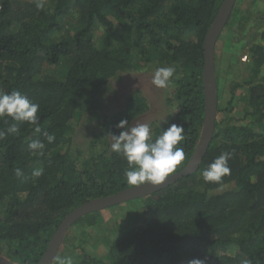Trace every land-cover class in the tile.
<instances>
[{"label": "trees", "instance_id": "trees-1", "mask_svg": "<svg viewBox=\"0 0 264 264\" xmlns=\"http://www.w3.org/2000/svg\"><path fill=\"white\" fill-rule=\"evenodd\" d=\"M222 3L0 0V91L19 90L39 105L36 124L0 117V256L37 264L73 209L132 187L124 177L126 159L111 150L112 136L124 131L121 121L135 126L150 105L133 94L107 115L101 102L125 71L175 69L165 99L174 110L150 126L153 139L173 124L184 129L178 147L185 159L176 172L186 165L203 127L204 38ZM248 18L234 19L226 40L234 39L235 28L243 31ZM257 34L243 67L249 76L231 81L229 98L220 97L215 75V129L198 169L158 192L81 216L64 234L53 264H188L193 258L264 264V29ZM79 123L91 128L84 148L73 140ZM223 152L231 153L230 174L205 182L203 170ZM115 214L124 224L105 225ZM96 230L99 240L90 246L101 245L100 255L84 246Z\"/></svg>", "mask_w": 264, "mask_h": 264}, {"label": "clouds", "instance_id": "clouds-1", "mask_svg": "<svg viewBox=\"0 0 264 264\" xmlns=\"http://www.w3.org/2000/svg\"><path fill=\"white\" fill-rule=\"evenodd\" d=\"M36 6L43 7L40 3ZM174 72L173 67H158L154 71L152 84L157 88H167ZM38 109L39 105L31 102L19 90H13L10 94L0 91V117L7 116L17 121L36 124ZM117 127L124 131L118 136H112L111 150L122 155L129 165L124 171L128 185L133 187L145 184L159 185L171 177L185 159L183 147H178L185 140L184 129L181 126L173 124L154 139L152 127L148 123H140L129 128L128 122L124 120ZM12 131H15V128ZM30 147H37V143L34 142ZM230 158V152L221 153L203 170V180L221 182L225 175L230 174L228 166ZM36 175H40V172H36ZM59 264H65V259H61ZM67 264H71L70 259L67 260ZM188 264H204V262L199 258H193ZM244 264L248 262L244 261Z\"/></svg>", "mask_w": 264, "mask_h": 264}, {"label": "rangeland", "instance_id": "rangeland-1", "mask_svg": "<svg viewBox=\"0 0 264 264\" xmlns=\"http://www.w3.org/2000/svg\"><path fill=\"white\" fill-rule=\"evenodd\" d=\"M241 6L243 9H241ZM234 7L236 11L235 9L232 10V16L228 19V24L220 35L214 51L215 75L219 78L218 83L220 86L219 95L221 98L226 99L229 98L227 94L228 86H231L232 80L240 82L247 80L249 71L247 69H243V67H246L249 60L247 58L246 61H243L242 58L245 55L247 56V48L249 45L259 41L257 31L264 29V20L262 19L264 18V0H237ZM240 9L242 10L241 12ZM239 15H246L249 18L246 21L243 31L237 32L236 28L233 30L235 32V37L229 42L226 40V36L231 37V28H229L230 24L234 19L237 22ZM233 16H235V18H233ZM120 29L122 31H128V29H124L123 27ZM154 71L155 68L151 67L144 69L141 72L137 70H128L120 74L115 80L111 81L110 85L107 86L108 89L101 93V102L106 101L107 103L103 108V113L109 115L110 112L112 114L120 111L129 96L133 94H140L145 96L146 101L150 105V109L134 122L135 126L140 123H148L150 125L153 122L162 123L168 114L170 115V112L174 110V107L172 105L165 106V99L167 97L166 94L169 92V89L157 88L152 84ZM263 76L259 78L260 81L263 80ZM112 92H114L113 101L109 99L112 96ZM74 128V144L79 143L81 148L86 147V145L84 146L83 144L88 142L90 138V126L79 123L76 124ZM122 216V214H117L115 218L108 219L105 225L109 226L113 219L117 224L116 227L118 225H123L124 220H122ZM79 231L80 230L77 229L76 233L78 234ZM76 233L73 232V234L69 233L68 235H71L70 237L74 236L77 238L78 235ZM99 234V231L96 230L93 237L84 243L85 247L98 255L103 253L101 251V245L94 248L90 246V244L93 246L97 244Z\"/></svg>", "mask_w": 264, "mask_h": 264}, {"label": "water", "instance_id": "water-1", "mask_svg": "<svg viewBox=\"0 0 264 264\" xmlns=\"http://www.w3.org/2000/svg\"><path fill=\"white\" fill-rule=\"evenodd\" d=\"M237 0H223V3L215 16L203 43V69L202 88L204 98L203 127L198 144L186 165L178 172L171 175L159 185L145 184L139 187H129L117 193L105 197L87 201L67 214L53 233L43 256L37 264H53L58 254L64 234L67 229L81 216L113 207L120 203L148 196L158 192L179 179L193 174L199 167L209 147L215 129L217 115V93L214 66V51L216 42L223 31ZM0 264H16L0 256Z\"/></svg>", "mask_w": 264, "mask_h": 264}, {"label": "built area", "instance_id": "built-area-1", "mask_svg": "<svg viewBox=\"0 0 264 264\" xmlns=\"http://www.w3.org/2000/svg\"><path fill=\"white\" fill-rule=\"evenodd\" d=\"M246 59H247V56H246V55L243 56L242 60H243V61H246Z\"/></svg>", "mask_w": 264, "mask_h": 264}]
</instances>
